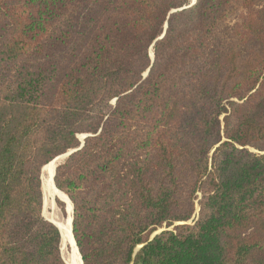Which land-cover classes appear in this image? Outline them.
Wrapping results in <instances>:
<instances>
[{"label": "trees", "instance_id": "trees-1", "mask_svg": "<svg viewBox=\"0 0 264 264\" xmlns=\"http://www.w3.org/2000/svg\"><path fill=\"white\" fill-rule=\"evenodd\" d=\"M190 4L0 0V264H67L73 150L83 264H264V0Z\"/></svg>", "mask_w": 264, "mask_h": 264}, {"label": "bare ground", "instance_id": "bare-ground-1", "mask_svg": "<svg viewBox=\"0 0 264 264\" xmlns=\"http://www.w3.org/2000/svg\"><path fill=\"white\" fill-rule=\"evenodd\" d=\"M65 157H66L65 155L58 157L52 163L46 166L43 170L42 186H43V192H44V198H45L44 202L46 206V202L48 198L50 197L51 199L60 198L66 203L67 218L63 223H56V225H58V227L60 228L64 247L67 246L70 249V260L68 261V264H82V259H81L79 250L77 248L74 236L72 234L73 206L69 198L55 187V183L53 180L55 170L58 166L57 162L61 158L63 159Z\"/></svg>", "mask_w": 264, "mask_h": 264}, {"label": "rangeland", "instance_id": "rangeland-1", "mask_svg": "<svg viewBox=\"0 0 264 264\" xmlns=\"http://www.w3.org/2000/svg\"><path fill=\"white\" fill-rule=\"evenodd\" d=\"M83 136H86V135H83ZM83 136H79V137L84 140L85 138H83ZM66 158H63V159L59 158L60 160L57 162V165L60 164L61 162H63ZM56 199L60 200V202L62 201L64 205H60V203L57 202ZM56 199H51L50 197L48 198V200L46 202V206L44 207V210H43L44 215H45L44 217L47 220L53 221L55 223H63L66 220V218H67L66 203L63 200H61L60 198H56ZM44 200H45V198H44ZM199 210H200L199 209V204L197 202L196 214H195L193 219L197 220V217H198V214H199ZM73 218H74V207H73ZM163 230L164 229L154 233L153 235H156L159 232L161 233ZM62 250H63V257L66 260V262L68 263V261L70 260V249H69V247H67V246L64 247V245H63Z\"/></svg>", "mask_w": 264, "mask_h": 264}, {"label": "water", "instance_id": "water-1", "mask_svg": "<svg viewBox=\"0 0 264 264\" xmlns=\"http://www.w3.org/2000/svg\"><path fill=\"white\" fill-rule=\"evenodd\" d=\"M196 2H197V0H191V4H190V7L191 6H193V5H195L196 4ZM146 75H147V73H146ZM87 137V135L86 136H84L83 138H86ZM81 141H82V146L84 145V143H83V139H81ZM82 146L79 148V149H81L82 148ZM77 150H73V151H70L69 153H67V154H65V156L66 157H68V156H70L72 153H74V152H76ZM61 157V156H60ZM65 157V158H66ZM57 169V168H56ZM55 175H56V170H55V173H54V176H53V180H54V183H55ZM55 186H56V184H55ZM57 187V186H56ZM42 188H43V186H42ZM43 194H44V192H43ZM57 200V199H56ZM60 201V200H59ZM62 202V201H61ZM63 203V202H62ZM72 206H73V204H72ZM44 207H45V202H44ZM43 215H44V212H43ZM45 216V215H44ZM50 221V220H49ZM50 222H52L53 224H55L56 225V223L55 222H53V221H50ZM57 227H58V225H56ZM59 228V227H58ZM59 230H60V228H59ZM61 232V231H60ZM160 233V232H159ZM159 233H157V234H159ZM72 234H73V212H72ZM156 234V235H157ZM156 235H153L152 236V238H151V240L156 236ZM74 236V235H73ZM75 239V238H74ZM142 247V246H141ZM141 247H139L138 249H141ZM80 253V252H79ZM82 259V258H81ZM68 264V263H67ZM82 264H83V261H82Z\"/></svg>", "mask_w": 264, "mask_h": 264}]
</instances>
